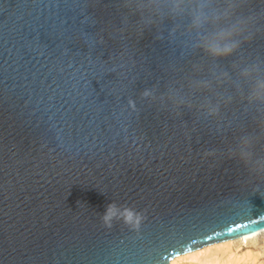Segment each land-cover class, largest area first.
<instances>
[{
	"label": "water",
	"instance_id": "water-1",
	"mask_svg": "<svg viewBox=\"0 0 264 264\" xmlns=\"http://www.w3.org/2000/svg\"><path fill=\"white\" fill-rule=\"evenodd\" d=\"M258 79L264 0H0V264H167L264 228ZM113 201L139 228L105 226Z\"/></svg>",
	"mask_w": 264,
	"mask_h": 264
},
{
	"label": "clouds",
	"instance_id": "clouds-1",
	"mask_svg": "<svg viewBox=\"0 0 264 264\" xmlns=\"http://www.w3.org/2000/svg\"><path fill=\"white\" fill-rule=\"evenodd\" d=\"M179 4H173V8H179ZM205 5L200 4L193 12V26L197 29L203 28L206 24L219 20V17L210 18L204 11ZM245 21H238L227 28L220 29L207 40L204 41V50L214 57H225L231 55L238 47L240 41L236 39L243 32ZM245 77L252 75V70L246 69L243 73ZM152 92L150 89H145L142 93L144 97H150ZM249 100L252 102L264 103V79H258L252 88ZM130 104L133 102L130 101ZM251 141L248 138L242 140V156L247 154V149L250 148ZM259 173H264V168L254 169ZM79 203V202H78ZM101 219L105 226L111 227L113 221L123 220V222L133 228H139L142 221V215L128 207H121L114 201L106 206L105 212L101 215Z\"/></svg>",
	"mask_w": 264,
	"mask_h": 264
},
{
	"label": "bare ground",
	"instance_id": "bare-ground-1",
	"mask_svg": "<svg viewBox=\"0 0 264 264\" xmlns=\"http://www.w3.org/2000/svg\"><path fill=\"white\" fill-rule=\"evenodd\" d=\"M261 235H264V228L235 237L202 244L201 246L193 248V251L180 252L179 254L173 255L167 264H264V260L259 257L261 253L247 250L241 254L236 250L240 243H248L250 240L254 241ZM231 243L235 246L231 247ZM258 244L264 247V242L261 240ZM203 246H207L205 251L198 250L203 248ZM257 247L261 248L259 246Z\"/></svg>",
	"mask_w": 264,
	"mask_h": 264
},
{
	"label": "rangeland",
	"instance_id": "rangeland-1",
	"mask_svg": "<svg viewBox=\"0 0 264 264\" xmlns=\"http://www.w3.org/2000/svg\"><path fill=\"white\" fill-rule=\"evenodd\" d=\"M263 236V237H262ZM261 237V239H260ZM258 239L252 241H248V243L243 242L242 244L240 243L239 247L236 249L237 251H239L241 254L244 253L247 250L253 251V252H259L261 253L259 255V257H261L264 260V247L262 245H259L258 242L261 240L262 242H264V235H261ZM235 244H239V243H235ZM209 246V245H208ZM235 246L234 244L231 243V247ZM257 246L261 247L258 248ZM207 248V246H203V248L198 249V250H203L205 251ZM236 248V247H234ZM257 250V251H256ZM263 250V251H262ZM242 251V252H241ZM195 262V261H194Z\"/></svg>",
	"mask_w": 264,
	"mask_h": 264
},
{
	"label": "snow or ice",
	"instance_id": "snow-or-ice-1",
	"mask_svg": "<svg viewBox=\"0 0 264 264\" xmlns=\"http://www.w3.org/2000/svg\"><path fill=\"white\" fill-rule=\"evenodd\" d=\"M217 235H220V233H217ZM207 240L208 241H211L212 240V237L211 236H208L207 237ZM195 243H196V241L193 240L192 241V244H195ZM182 251H184V252H190V251H193V248L191 246H188V247L183 248ZM176 254H179V250L176 252Z\"/></svg>",
	"mask_w": 264,
	"mask_h": 264
}]
</instances>
